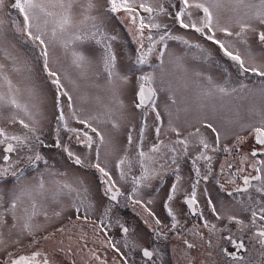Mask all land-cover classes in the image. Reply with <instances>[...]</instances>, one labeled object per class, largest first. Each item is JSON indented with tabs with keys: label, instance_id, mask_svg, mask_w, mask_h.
Instances as JSON below:
<instances>
[{
	"label": "rangeland",
	"instance_id": "1",
	"mask_svg": "<svg viewBox=\"0 0 264 264\" xmlns=\"http://www.w3.org/2000/svg\"><path fill=\"white\" fill-rule=\"evenodd\" d=\"M173 1L149 0L153 6L163 3L169 13H174L179 7V4L174 5ZM12 2L13 0H5V6L0 9V19L4 21L3 36L0 37V63L5 65V71L9 73L15 85L13 92L17 99L22 104L28 105L37 123L33 125V120L29 116L9 105L0 106V128L4 129L9 136L29 137V146L8 153L10 157L8 162L1 158L7 144H0V168L11 164L12 167L9 170L11 172L12 170L18 171L28 165V158L33 155V151H30L29 147L34 151H39L45 157L47 164L40 161L37 162L35 169L25 168L19 185L15 178L7 180V182L0 180V195L3 196V199L0 200V215L3 216V222L0 223V241H2L0 243V264L8 252L7 247L27 237L28 234L23 232L26 220L24 210L27 209V213L31 214L33 203L36 205V215L32 216L30 221L32 232L52 222H54L52 225L57 223L56 219L71 208L68 206V201L72 194L74 202L84 212L98 214V202L101 196L99 187H96L97 184L93 179L97 176L92 175V172L89 175L85 174L81 169L79 172V169L65 162V159L56 153L58 150L60 151V148L52 145L54 144L53 139L57 138V128L59 129V138L63 143L67 144L72 151H80L83 154L82 158L86 157L97 161L96 144H99V163L109 172L112 177L111 182L119 189L122 198L123 206L120 208L111 203L110 196L107 198V209L109 210L107 239L99 231L98 224L92 223V227L88 230L81 223L74 224L72 228L74 238L78 235L86 237L85 242L83 240L79 242L78 238L75 240V250H79L81 253L78 254L80 261L83 264H122L107 245V241H111L117 246L118 242H121V235L124 234L128 237L124 238L123 245L125 248L127 246L132 248L131 254H134V258L129 259V263H137L140 253L138 255V243L135 238L144 239L141 231H145L139 224L130 232V222L132 220L139 221L141 214L137 215L133 211L129 197L135 196L145 200L153 210L157 198L162 195L163 185L156 184L154 179H149L155 169L149 167L147 158L144 160V167H141L139 153L144 152L147 156L149 153L145 150L142 139L147 134L146 127L143 121L136 120V111L131 107L130 99L133 98L134 101V83L139 81V77L142 75L151 74L155 78L152 86L157 90L156 111H146V122L148 127L151 125V128L155 130L159 127L160 136L167 132L176 134L171 131L172 127L183 133H196V129H199V134H205L204 132L208 131L207 128L200 123L197 124L198 119L205 118L216 129L215 139L218 133L221 140L226 139L233 131L246 133L248 132L247 126H257V124L259 126L261 121H264V78L251 73L245 77H238L236 67L232 66L231 62L219 53L216 45L211 44L198 33L179 28L169 15L164 14H152L154 22L167 25L172 35L184 36L192 44L199 43L204 51L189 48L176 40H165L158 43L155 50L148 54L147 63L138 64L136 63L139 55L137 49L141 45L133 34L134 26L125 17L123 11L115 14L107 11V0H94L96 6L90 14L97 17L95 23L102 25L107 34L117 37L115 41L111 42L117 56L115 69L117 75L109 82L107 72L104 70L103 47L101 45L96 44L94 40H81L73 41L67 47L63 46V42L72 39L74 34L90 35L88 30L94 31L91 29L93 21H87V28L80 23L83 19L82 12L87 8V0H77L73 8V27L62 37L53 40L50 31L52 25L49 24L45 40L48 43L49 67L58 73L64 90L71 96V101L66 96L61 97L62 110L67 117L66 122L71 128L79 129L81 132L87 131L95 140L91 148L82 149L83 143L77 142L76 135L68 132L62 125H58L53 116L55 114L53 106L55 89L51 86L50 81L48 82L46 73L43 70L41 72L38 68L39 66L43 68L38 50L34 49L30 42L24 43V38L15 33L13 29V22L20 24L23 17L18 10L10 7ZM138 11L147 22L149 13L142 9H138ZM193 11L197 17L202 15V13ZM213 12L214 16L219 18L221 26H228L233 32L239 31V26L235 21L243 15L244 9L242 6H237L235 0H221L220 7L213 9ZM247 22L252 23L253 27L257 29L264 28L256 21ZM163 31V28L152 29L150 32L146 29L144 35L152 34L154 39L158 40L159 34H162ZM255 34L251 31L247 33L248 46L253 51L251 59L245 57L249 66L264 64V48L259 45ZM128 35L133 38L129 40ZM216 37L232 41L243 54L246 45L241 44L236 37H226L219 31L216 32ZM148 44L149 42L145 39L144 51H147ZM161 49L164 50V54L158 59ZM74 51L86 57L83 68H77L73 64L72 54ZM208 53L211 54V59L205 61L203 57ZM13 66L19 71H12ZM197 73H201V75H197ZM121 77H127V81H123ZM207 77H211V82ZM241 82L247 87L242 89ZM182 87H184V91ZM219 87L226 88L228 94L220 93ZM232 87L236 90L231 91ZM0 91L6 93L7 88H2ZM69 103H71V107H69ZM157 112L160 115L159 120L156 118ZM73 113L81 119L86 117L92 127L97 128L104 136V142L100 143L99 137H96L91 129H85L84 125L73 119ZM20 120L36 127L35 135L44 141V145L37 143L33 134L22 126ZM52 122L56 125L54 134L52 133ZM141 128H143V135H141ZM129 135L132 137L131 143L128 140ZM8 142L16 143L15 141ZM212 144L216 145V141L214 140ZM206 155L212 158V173L208 180H204L196 190L198 194L208 196L204 199L202 206L204 211H211L214 207L216 216H219L221 214L230 215L231 212L243 214L248 211H260L261 208H264V197L256 191V187L260 185L259 181L252 180L251 186L245 192H234L231 196L226 195L225 188L230 182H233V179L221 169L224 164L221 161L224 158L219 155L217 159L216 153L211 151ZM245 156H247L245 152H242V156L237 160L238 172L252 173L255 171L251 167L253 161L264 159V154L255 158L247 156L249 158L242 163V157ZM121 159H125L126 162L117 168ZM216 160L218 161L216 162ZM208 163V161L202 160L204 175L208 174ZM241 168L243 171H240ZM99 176L100 173H98ZM41 178L45 187L41 194H37L36 185ZM137 181L139 182L137 183ZM66 184L71 187H63ZM21 188L25 190V193L17 202L14 219L10 204L13 195L20 194ZM186 188L189 189L188 185ZM209 200L212 201L211 205ZM112 209L113 213L110 212ZM57 212L60 213L59 216L56 215ZM147 215L145 214V216ZM239 221L245 222L246 217L240 216ZM125 223H129L127 225L129 231L127 233L121 231V233L119 226ZM237 225L235 223L234 228L232 223L228 225L235 234H238L239 231ZM223 231H227V229L221 226L220 235ZM203 235H207L209 238L213 237L212 234L206 232ZM219 241L222 244L224 239L220 237ZM142 243L145 241L139 242V245ZM157 255L161 259L164 257L163 252ZM218 256L221 264H228V260L223 258L222 251ZM260 256L264 259V255L260 254ZM77 261L79 260L77 259ZM243 264L264 263L249 261Z\"/></svg>",
	"mask_w": 264,
	"mask_h": 264
},
{
	"label": "snow or ice",
	"instance_id": "2",
	"mask_svg": "<svg viewBox=\"0 0 264 264\" xmlns=\"http://www.w3.org/2000/svg\"><path fill=\"white\" fill-rule=\"evenodd\" d=\"M77 0H13L10 7L12 9L18 10L19 14L23 17V20L20 24H16L13 22V29L15 33L21 35L24 40V43H31L34 49H37L39 52V56L42 59L43 62V72L46 73L47 78L50 80V83L55 88V98L53 102L54 110H55V119L57 121L58 125H62L68 132L74 133L76 135V139L78 143H83L88 148H91L93 144L95 143V140L93 136H90L87 131L81 132V130L76 128H71L67 124V117L65 116L63 110H62V96L68 97L69 101H71V96H69L68 92H66L63 88V85L61 84V79L58 73L54 70H52L49 67V51H48V43L45 40V36L48 34V26L49 24L52 25L51 27V37L53 40L58 39L62 37L65 33H67L72 27H73V8L76 5ZM235 3L237 6H242L244 9L243 15L238 17L235 23L239 26V31L233 32L230 30V27L228 26H221L219 18L214 16L213 9L219 8L221 4V0H179V7L174 13H169L168 10L165 8L164 4L161 3L158 6H153L152 3L149 2V0H141V2H138V0H107L108 8L107 11L110 13H118L123 11L125 14V17L131 22V25H133V34L135 35V38L137 42L141 45L140 48L137 49L139 55L137 57L136 63L138 64H145L148 60V54L153 52L155 50V46L158 43L164 42L165 40H176L180 43L188 46L189 48H196L200 49L201 52L204 51L202 46L199 43L192 44L188 39H185L184 36H178V35H172L171 31L168 29V26L162 23L154 22V17L152 14L160 15H169L171 19L175 22V24L185 30H190L195 33L200 34V36L204 37L207 41H210L211 44L216 45L218 47L219 52L221 55L226 58L228 61L231 62L232 66L236 67L237 69V75L238 77H245L249 73L254 74L257 77L264 78V64L259 66H249L245 57H248L251 59L253 57V51L252 48L249 45L247 33L248 32H254L256 33V39L259 43V45L264 48V28L257 29L253 27V24L247 21H256L259 25L264 26V0H235ZM5 6V0H0V9H3ZM94 0H87V8L84 9L82 12L83 19L81 20V25H83L85 28H87V21L91 20L93 21L91 25L92 30L90 31V35H80V34H74L72 39L65 40L63 42V46L67 47L69 44L73 43V41H81V40H94L96 44L101 45L103 47V65L104 70L107 72L109 82L112 81L113 77L117 75L115 69H116V60L117 56L115 55L112 47V41H115L117 39L114 35H109L107 32L103 29L102 25H98L95 23L97 17L92 16L90 13L95 8ZM138 9H142L144 12L149 13L148 21L145 22V19L140 16V13ZM58 10V11H54ZM202 13L200 16H195L194 11ZM3 24L4 21L0 19V37L3 36ZM164 29L162 34H159V38L154 39L152 34H149L147 36L144 35V31L147 29L149 32L152 29ZM219 31L224 34L226 37H236L241 44L246 45L244 48L243 54L241 53V50L236 48L232 41L228 40H221L216 37V32ZM145 39L149 42L147 51L143 50V44ZM164 54V50H160V56L157 57L158 59L162 57ZM73 64L77 68H83L86 63V57L79 53V52H73ZM14 59V58H12ZM205 61H208L211 59V54L208 53L203 57ZM12 71L17 72L19 71L18 68L13 66ZM227 71L226 69L224 70ZM197 75H201V73H197ZM123 81H127V77H121ZM154 76L151 74L148 75H142L139 77V91L137 92V99L138 103H136L137 108H141L145 106L146 104L150 103V107L152 111H156V100L155 97L157 95V90L152 86V83L154 81ZM209 82H211V77H207ZM15 85L13 84V81L7 71H5V65L3 63H0V89L7 88V92L0 91V106L9 105L12 108H15L19 111H22L25 113V115L29 116L30 119L33 120V125L37 123L35 120L34 115L30 112L29 107L27 104H22L16 97L15 93L13 92ZM240 87L246 88L247 85L243 84L241 82ZM236 89H232V91H235ZM18 91V89H17ZM218 91L220 93H223L225 95L228 94V90L224 87H219ZM210 94V93H209ZM71 103H69V107H71ZM72 118L76 119L78 123L84 125L85 129H91L92 133H95L96 137H99L100 143L104 142V136L98 131L97 128L92 127V125L89 123V120L87 119H81L76 116L75 113L72 114ZM157 120L160 119V115L157 112ZM22 126L26 129H28L33 136L35 137V140L39 145H44V141L37 135L36 133V127L30 126L28 123H25L23 120L19 121ZM207 128H210L213 132H216V129L213 127L212 124L208 123L205 125ZM115 127V125H114ZM157 134L159 135L160 129L157 127L156 129ZM171 131L175 132L177 136H180L179 129L172 127ZM57 138L55 139L53 147L56 148H62L63 152L67 154L69 160H71L75 165H79L81 167H91L96 169L100 173V179L105 184L108 185L105 190L104 194L110 195L111 200H116L117 196L121 195L118 188L115 187L114 183H111L112 177L109 175V172L101 166L99 163V144H96L97 147V162L90 163L88 165H85L84 160L85 158H82L80 155L75 154L67 144L63 143V141L59 138V129L57 128ZM200 132L199 129H196V133H190V135H198ZM141 135H143V128H141ZM249 135L252 137L254 144L250 149L251 157L255 158L261 154H264V121H261L259 126L251 128V131ZM0 137H3V139H0V144H7V146L4 148V155L3 160L5 162H8L10 157L8 153H13L18 151L19 149H22L23 147H28V136H9L4 129L0 128ZM129 143L132 141L131 135L128 137ZM8 141H15L16 143H10ZM220 137L217 133L216 135V146L210 145L207 140L200 136L199 138V144L202 146L204 150L211 149L213 152L219 150ZM177 144L184 145L185 152L187 150L188 140L187 138L184 139H177ZM237 143L243 144L244 140L241 137H237ZM161 148V143L154 144L150 151L152 152H159ZM30 151H33V155L30 156L28 167L35 169L37 162L43 161L45 164H47V161L45 160V157L40 154L39 151H34L29 147ZM170 151L175 152V149H170ZM225 152H229L230 149L228 147H225L223 149ZM141 157V167H144V160L145 158L151 159V157H148L146 153L140 152L139 153ZM249 157L245 156L242 157V163L244 160H247ZM173 159V164H176L175 157ZM196 160H205L208 161V174L201 176L200 169L195 168L196 175L198 177L197 181L192 185L193 191L190 194V197L186 199L185 203L192 207L193 205L197 204V197H196V185L199 183L200 179L208 180L209 175L212 173L211 169V157L206 155L204 151H201L199 155L195 158ZM125 159H121L119 163L117 164V168H119L121 165L125 163ZM259 165V166H258ZM232 165L229 163L228 167H231ZM11 164H8L7 167L0 168V180H3L7 182V179L9 176L14 177L17 185L20 184L22 177L24 176L23 169H20L19 171L12 170L9 171L11 168ZM223 167V166H222ZM251 167L255 170L257 173L256 175L251 176L250 178L248 176L244 177V187H236L234 189L235 192H245L247 191L248 187L250 185V180L259 181L260 185L256 187V191L261 194L262 197H264V159H257L255 162L251 165ZM179 166L177 165V171ZM147 171V170H146ZM240 171H243L241 168ZM123 175V174H122ZM180 177L177 176V181H179ZM139 181H137L138 183ZM44 181L43 179H39L37 185H36V191L37 194H41L42 190L44 189ZM65 188H70V185H64ZM223 187V186H221ZM115 189V190H113ZM135 190V189H134ZM177 190V184L172 185V190L168 196V201H171L174 197V193ZM25 193V190L23 188L20 189V194H14L10 208L13 210V217L15 219V209L17 208V202L21 199V195ZM233 193H228L229 196H231ZM30 195V193H29ZM3 199V196L0 195V200ZM129 199H132L129 197ZM133 203L139 204V200H133ZM151 203V202H149ZM209 204H212V201L209 200ZM164 207L168 210V215L172 217L173 224L172 227L176 228L177 223L175 220V216L173 214V211L169 204L166 202ZM33 212L31 214L27 213V209H25L26 214V220L23 226V232L27 233L28 235H33L34 233L31 230V224L30 221L32 219V216L36 215L35 208L36 205L33 203L32 205ZM80 209L77 208V211ZM213 212H215V208L213 207ZM145 211L148 212L150 216L153 217L155 220V223L157 225L160 224V220L156 219L153 213L145 207ZM261 213H264V208H261ZM57 216L60 215V213H56ZM257 216V213L255 211L252 212L253 221L252 223L255 224V218ZM219 218V217H217ZM79 219V217H77ZM87 219V217H85ZM261 220H264V215L260 216ZM229 220H235L236 223H242L241 221L236 220L235 217H229ZM3 222V216L0 215V223ZM15 226V225H13ZM215 226H213L214 228ZM121 229L124 233H127L129 229L127 227H124L121 225ZM256 236L259 238V243L264 246V230L259 231L256 233ZM47 239V238H45ZM225 239L228 240V242L232 245V251H229L228 249H224L223 252L225 255L230 256L233 260H239L240 256L238 253L245 248V244L243 240H237L231 236L226 237ZM2 243V241H0ZM109 244L112 246V248L119 252V249L115 247L114 244H112L111 241H109ZM185 244L188 248L194 247V245L188 243V241H185ZM70 251V249H69ZM41 255L39 252L33 253L31 256H20L18 258L12 259L10 261V264H36V258L37 256ZM143 256L147 258H151L153 256V252L149 251L147 248L143 249ZM42 264H50V260L45 257L42 260ZM125 264H127V261L125 260Z\"/></svg>",
	"mask_w": 264,
	"mask_h": 264
},
{
	"label": "flooded vegetation",
	"instance_id": "3",
	"mask_svg": "<svg viewBox=\"0 0 264 264\" xmlns=\"http://www.w3.org/2000/svg\"><path fill=\"white\" fill-rule=\"evenodd\" d=\"M179 4V0H174V5ZM123 24V22H121ZM256 35V34H255ZM130 40V37L128 35ZM130 42V41H129ZM133 44V43H132ZM217 47V46H216ZM218 50V47H217ZM219 51V50H218ZM220 53V52H219ZM221 54V53H220ZM39 64V63H38ZM42 72V66L38 67ZM48 82L50 81L47 78ZM51 84V83H50ZM139 85V81L134 83L133 85V98L130 99L131 107L134 111H136L135 116L136 120L144 122L146 127V136L143 137V143L145 146V150L148 151V157H151L149 160V167L155 169L152 171L149 179H154L156 184L163 185V192L157 198V203L154 204L153 210L147 205V202L141 200L135 196L131 197L130 204L133 206V211L138 215L141 214V219L139 221L132 220L131 223V230L139 225L141 226L145 232H142V237L144 239L135 238L138 246L137 250L138 255L137 263L131 264H221L219 260L220 251L224 255L223 258L228 260V264H243L249 261H256L258 263H264V259L259 257L261 254L264 255V246L259 243V238L256 236L261 230H264V220L260 219L261 211L255 210L257 216L255 218V224L252 223L253 217L252 212L248 211L241 213H234L231 212L230 215L228 214H221L216 216V211H204L202 208L204 204V199L208 198V196L203 194H198L197 189L199 185L204 182L203 179H200L199 183L196 185V197H197V204L189 207L185 201L190 197V194L193 191L192 185L197 181L198 177L195 172V168L200 169L201 176H203V164L202 160H196L195 158L199 155L201 151H204L205 154L208 152H213L211 149L204 150L202 146L199 144L200 136H203L210 145L216 146L213 143L215 139L214 132L207 128L205 125L209 122L205 120V118H200L197 120V124L200 123L202 126L207 128V132L205 134H198V135H190V133H183L180 132V136L178 137L174 133L167 132L160 136L157 134V131L151 128L146 122V111H151L150 102L141 108H137L135 105L138 103L136 89ZM54 88V86L51 84ZM188 89L193 90L192 88L187 87ZM55 89V88H54ZM234 87L230 88L232 91ZM184 91V87H182ZM55 96V91H54ZM186 107V104H185ZM187 108V107H186ZM189 109V108H188ZM56 113L53 115L55 117ZM81 118V117H79ZM83 119H86L83 118ZM88 120V119H87ZM138 123V122H137ZM196 124V125H197ZM258 126V124H257ZM52 133L54 134V129L56 125L54 122L51 124ZM256 127L249 125L247 126L248 132H230L229 136L226 139H221L219 141L217 151L213 152L216 153L217 159L219 155L223 156L224 162L222 164L223 167L221 169L227 174L231 176L233 182L228 184V187L225 188L224 193L228 195V193H234V189L236 187H244V177L248 176L249 178L257 173L254 171L252 173L247 172H238L237 171V160L242 156V152H245L247 156L251 157L250 149L254 144L252 137L249 135L251 128ZM245 128V127H244ZM52 134V135H53ZM75 135V134H74ZM223 137V136H221ZM241 137L244 140V145L237 143V138ZM187 138L188 145L187 150L185 152L184 145L177 144V139H184ZM55 139H53V143ZM161 143V148L159 152H152L150 151L154 144ZM246 143V144H245ZM82 149L88 148L86 145L83 144ZM225 147L230 149L229 152L223 151ZM170 149H175V152L170 151ZM75 154L83 156V154L76 151H73ZM57 154L61 155L65 162L75 166L77 169L83 170L85 174L92 172L94 177V181L97 184L96 187H99L101 199L98 202V214L93 215L90 213L84 212L78 205L74 202L73 194L69 196L68 206L71 207L68 211L64 212L57 220V223L52 225L51 224L45 225L42 228H39L33 231V235H27V237L23 238L22 240L16 242L14 245L7 247L8 255H11L17 251H24L26 253L33 254L35 252L41 253V255L37 256L36 264H41L42 260L47 257L50 260V264H83L80 261V257L78 254H81L79 250H75V240L78 238V241H86V237L82 235H78L76 238L73 236V226L75 223H81L88 228L92 227V223L95 225H99V231L103 233L104 238H108L107 236V228H108V216L109 210L107 209V198L111 195L104 194V190L108 185H105L100 176L98 177V171L91 167H81L79 165H75L71 160H69L66 153L63 152L62 148L60 151L56 152ZM5 154V153H4ZM1 155V158L3 155ZM262 155V154H261ZM259 155V157L261 156ZM173 157L176 159V164H173ZM3 159V158H2ZM179 159V160H177ZM218 160H216L217 162ZM97 161L90 160L85 158L84 163L88 165L90 163H95ZM255 161H253L254 163ZM231 164V167H228V164ZM177 165L179 166L177 171ZM28 168V165L24 166L22 169ZM217 170V169H216ZM19 171V169H18ZM177 176L180 177L179 181H177ZM14 179V177L9 176L7 180ZM252 180H250L251 182ZM112 183V182H111ZM177 184V190L174 193V197L171 201H168V196L172 190V185ZM100 185V186H98ZM186 185H188L189 189L187 190ZM105 197V198H103ZM111 200V199H110ZM133 200H139V204L133 203ZM122 198L117 196L116 200H111V203L115 205L117 208L122 207ZM126 202V199H125ZM168 203L171 207L173 214L175 216V220L177 223V227L173 228V219L171 216L168 215V210L164 207L165 203ZM145 207L148 208L156 219L160 220V224L157 225L155 220L152 216L145 211ZM77 208L80 210L77 211ZM113 213V209L110 211ZM145 214H148L145 216ZM118 215V214H117ZM245 216L246 221L237 223L239 227L238 234L233 233L229 228V224L232 223L233 228L235 227V220L230 221L229 217H235L236 220L239 221L240 216ZM79 217V219H77ZM87 217V219H85ZM126 217V216H125ZM124 217V219H126ZM219 217V218H217ZM55 220V221H56ZM133 223V225H132ZM102 224V225H101ZM129 223L123 224L124 227H127ZM213 226H215L213 228ZM224 227L227 231L221 232L220 235V228ZM106 227V228H104ZM85 228V227H82ZM95 230H97L95 228ZM119 231L123 232L121 229V225L119 226ZM121 232V233H122ZM210 233L213 235L212 238H209L207 235H203V233ZM233 237L237 240H243L245 244V248L241 250L238 255L240 256L239 260H233L230 256L224 254L223 250L228 249L232 251V245L228 242L226 237ZM124 234L121 235L120 241L118 242L116 248L119 249V252L115 251L112 246L107 241V245L110 249L115 253L116 258L122 264H125V260L127 264H130L131 258H134V254H131L132 248L127 246L124 247L123 243L125 242L124 238H127ZM222 237L224 241L222 244L219 241V238ZM47 238V239H45ZM139 245V242H144ZM185 241L194 245L192 248H188L185 244ZM113 244V243H112ZM147 248L149 251L153 252V256L151 258H147L143 256V249ZM70 249V251H69ZM260 249V252H259ZM85 250V249H84ZM164 254L163 259H161L157 254L162 253ZM77 259L79 261H77ZM263 261V262H262ZM242 262V263H239ZM225 263V262H223ZM3 264V260L2 263Z\"/></svg>",
	"mask_w": 264,
	"mask_h": 264
},
{
	"label": "water",
	"instance_id": "4",
	"mask_svg": "<svg viewBox=\"0 0 264 264\" xmlns=\"http://www.w3.org/2000/svg\"><path fill=\"white\" fill-rule=\"evenodd\" d=\"M31 255H32V254H30V253H26V252H24V251H19V252L15 253V254H12V255L8 256L7 259L4 261L3 264H10V261H11L12 259L18 258V257H20V256H25V257H27V256H31ZM41 264H42V263H41Z\"/></svg>",
	"mask_w": 264,
	"mask_h": 264
}]
</instances>
